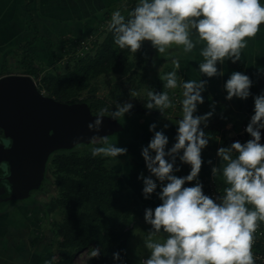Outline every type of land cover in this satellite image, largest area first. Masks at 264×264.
<instances>
[{
    "label": "clouds",
    "instance_id": "9594fccd",
    "mask_svg": "<svg viewBox=\"0 0 264 264\" xmlns=\"http://www.w3.org/2000/svg\"><path fill=\"white\" fill-rule=\"evenodd\" d=\"M261 25H264V5L260 0H138L127 18L119 10L114 11L108 30L120 49L132 53L144 41H150L159 54L173 45L182 46L184 53H190L197 44L203 43L199 72L214 77L223 75L218 71V62L240 60L248 39L256 37ZM173 63L179 68L177 61ZM160 78L165 88L182 89V117L176 122V142L170 149L165 151L168 137L163 131H155V124L149 126L154 135L142 149L151 173L139 177L144 183L143 195L149 198L157 189L158 180L161 182L158 196L162 201L154 209H145V222L152 227L145 239L150 254L142 264H256L252 252L254 234L264 222V144L260 143V130L264 129V93L254 97V114L245 129L252 138L245 143L233 142L217 151L222 163L219 168H212V174L213 177L219 174L227 187L223 195L213 199L204 194L198 180L203 163L201 151L209 142L200 125L207 126L212 112L194 115L197 105L203 103L201 93L207 81L188 80L178 84L175 71ZM252 83L248 75L232 72L224 84L226 99H247ZM147 97V109L164 113L173 107L167 92L149 91ZM132 107L129 102L118 103L110 117L118 119ZM107 111L101 109L97 119L88 124L89 130H99ZM104 145L92 148V156L118 157L127 153V148L110 144L107 137ZM178 155L182 163L191 166L189 174L183 177L173 174L179 171L174 167ZM193 180L197 181L193 186H184L186 181ZM161 232L166 235L156 239ZM99 255L97 247L89 258ZM113 258L120 259L119 253H113ZM45 264L52 261L46 260Z\"/></svg>",
    "mask_w": 264,
    "mask_h": 264
},
{
    "label": "crops",
    "instance_id": "0c3cea01",
    "mask_svg": "<svg viewBox=\"0 0 264 264\" xmlns=\"http://www.w3.org/2000/svg\"><path fill=\"white\" fill-rule=\"evenodd\" d=\"M114 2L115 0H0V77L7 74H30L26 73L28 68L40 65L38 63H51L50 66L56 64L62 59L68 45L71 47L73 40H82L85 35L93 32L96 22L104 20L108 6ZM260 3L264 5V0H260ZM193 39H196L195 35ZM203 47V43L197 44L190 53H184L182 46L175 45L163 54L155 49L161 61L174 66L178 84L188 80L207 81L205 90L201 93L203 103L197 105L194 113L204 115L212 112L207 126L203 123L200 125L209 142L201 151L203 163L198 177L211 175L214 166H221L218 149L230 146L229 136L240 124L249 123L254 114V97L264 93V25L260 26L255 38L248 39L240 60L235 63L230 59L218 62V71H222L223 75L208 77L199 72V63L203 61L200 50ZM174 60L179 63V68H176ZM13 63L12 67L17 68L15 71H11L10 65ZM234 71L248 75L253 81L251 94L247 99H226L224 84ZM175 90L179 91L177 94L182 99V89L178 86ZM181 117L182 109L175 114L128 112L124 121L130 124V128H124L119 138V147L127 148V153L110 157L109 164L117 177L115 193L123 203L129 205L134 220L139 221L148 233L152 226L145 222V209H154L162 202L158 196L161 182L156 181L157 189L145 199L143 179L139 177L141 174L147 177L151 173L141 154L142 149L154 135V131L149 130L152 124L156 125L155 131H163L168 137L165 151L170 149L176 142V122ZM119 119L124 123L123 119ZM166 159L171 162L170 157ZM174 167L179 168V171L173 173L178 177L186 176L191 171V166L182 163L179 155ZM152 178L156 179L154 176ZM216 178L227 187L219 174ZM40 190L42 189L34 190L31 196L42 193ZM23 201L11 208H0V264H45L46 260L52 261V264H60L61 256L56 251V241L60 237L54 236L52 224L44 223L41 226V217L45 215L46 207L41 201L22 203ZM51 212L53 214V210ZM165 235L161 232L156 239H162Z\"/></svg>",
    "mask_w": 264,
    "mask_h": 264
},
{
    "label": "rangeland",
    "instance_id": "374dc122",
    "mask_svg": "<svg viewBox=\"0 0 264 264\" xmlns=\"http://www.w3.org/2000/svg\"><path fill=\"white\" fill-rule=\"evenodd\" d=\"M137 3L138 0H115L114 3L108 6L104 20L96 22L93 32L85 35L80 45L77 43V45L72 46L74 48L64 54L62 59L58 60L56 64L51 66V63L49 65L43 63H38L40 64L38 66L31 65L32 68L38 69V75H29L38 82L40 87H43L44 94H53L54 87L63 85L68 92V97H63V101L79 102L86 100L94 113H100L101 109L106 108L108 111L105 114L110 115L116 109L118 103L123 104L125 102L133 105L129 111L131 113L154 114L156 111L160 112L159 109L150 110L145 107L148 99L147 93L149 91L156 93L167 92L173 107L165 109L164 113L171 112L175 114L178 111L177 104H179V100L176 98H179L177 94L179 91L165 88V82L160 78V76L168 72H177L174 66L161 61L150 41H144L136 53H132L128 49H120L114 43L113 33L108 30V23L114 11L119 10L127 18L128 12ZM103 52L112 54L113 64L110 71L101 73L98 72L101 66L96 61ZM13 65L14 63L10 66L12 67ZM92 66L94 68L87 71L88 67L91 68ZM16 69V67H12L11 71H15ZM49 88H52V90ZM127 113L120 117L123 121L126 119ZM124 125H127L125 129L128 126L130 127V124H127L125 121ZM122 133L123 131L115 134L116 137H110L109 143L119 147V138ZM2 135L0 131V137ZM102 143L103 138H96L91 145L78 144L71 149L55 151L50 156L45 177V187L44 189L41 188L43 191L40 190L42 193H37L35 196H31L30 199H25L22 202L28 203L38 200L43 203L46 208L44 210L45 215L41 217V226L44 223L59 226V222L62 220V209L57 202L62 197V187L57 183L58 178L61 175L77 176V173H66L58 169L54 163V157L57 154L70 153L87 155L91 153L92 148L98 147ZM2 171L4 173L3 177L6 178L7 172L4 167ZM118 200L117 215L114 219H111V224L116 230L130 233L127 246L130 248L129 253L132 257L131 264H142V258H147L150 254L149 250L145 247V239L149 233L145 232L144 227L141 226L139 221L134 220L129 205L126 202L123 203L120 198ZM11 202L3 206L11 208L13 205L21 204L20 201H16L18 203L15 204H11ZM52 210L53 214H51ZM58 240L60 241L61 238L57 239V243L59 242ZM97 247V245L92 244L78 253L74 258L73 264H90L92 260V258H89L90 254ZM56 251L58 252V244H56Z\"/></svg>",
    "mask_w": 264,
    "mask_h": 264
},
{
    "label": "water",
    "instance_id": "95a60500",
    "mask_svg": "<svg viewBox=\"0 0 264 264\" xmlns=\"http://www.w3.org/2000/svg\"><path fill=\"white\" fill-rule=\"evenodd\" d=\"M99 114L88 102H66L44 94L29 74L1 76L0 165L7 177L0 183V202L23 201L41 189L55 151L109 139L124 130L119 118L105 113L99 130H89L88 124ZM260 131L264 144V129Z\"/></svg>",
    "mask_w": 264,
    "mask_h": 264
},
{
    "label": "trees",
    "instance_id": "16d2710c",
    "mask_svg": "<svg viewBox=\"0 0 264 264\" xmlns=\"http://www.w3.org/2000/svg\"><path fill=\"white\" fill-rule=\"evenodd\" d=\"M77 43L79 45L81 39L73 40V44H70V48L68 45L64 54L72 50L74 48L72 46ZM111 55L103 52L97 58L96 62L101 66L98 72L111 70L113 64ZM108 56L112 58H107ZM157 56L159 57V54ZM93 68L94 66L88 67L87 71ZM26 73L37 76L38 69L30 67ZM49 89L52 90V88ZM50 96L62 100L63 97H68V92L63 85H58L54 87L53 94ZM128 128L130 127L128 126L126 129ZM87 145H91V143ZM102 146H105L104 138L103 143L98 145V147ZM53 160L61 171L77 173V176L61 175L57 181L62 187V197L57 202L62 209V220L58 227L52 225L54 226V236L61 238L57 243L58 253L61 256L60 264H73L75 256L92 244L100 248V255L93 257L90 264H131L132 257L129 253L130 248L127 246L130 233L116 230L111 224V219L117 215L119 200L115 193L117 177L109 164L110 157L103 155L93 157L92 153L87 155L70 153L57 154ZM1 167L3 168V166L0 165V183L6 181ZM45 183L46 178L42 189H44ZM31 202H38V200ZM0 203V208H6L3 206L4 203ZM15 203L18 202H11V204ZM113 253H119L120 259H114Z\"/></svg>",
    "mask_w": 264,
    "mask_h": 264
},
{
    "label": "built area",
    "instance_id": "2783aa9c",
    "mask_svg": "<svg viewBox=\"0 0 264 264\" xmlns=\"http://www.w3.org/2000/svg\"><path fill=\"white\" fill-rule=\"evenodd\" d=\"M37 82V81H36ZM38 84V82H37ZM40 88V86L38 85ZM40 90L44 93V89L40 88ZM179 100V104L177 107V110H181L180 101L181 98H176ZM175 105V106H177ZM248 123H242L239 125V128L231 135L229 136V143L230 145L233 142L239 141L241 143H245L247 140L251 139L252 137L245 131L246 126ZM198 180L203 185V192L206 195H209L213 199H216L219 195H223V191L225 186L220 184L215 177H213V174L207 175V176H200L198 177ZM197 181L193 180L191 182H185V187L193 186ZM255 240L252 247V252L254 253L256 264H264V222L259 224V227L256 231ZM143 259L146 258H142Z\"/></svg>",
    "mask_w": 264,
    "mask_h": 264
},
{
    "label": "flooded vegetation",
    "instance_id": "af4514ba",
    "mask_svg": "<svg viewBox=\"0 0 264 264\" xmlns=\"http://www.w3.org/2000/svg\"><path fill=\"white\" fill-rule=\"evenodd\" d=\"M30 199V198H29ZM8 204V203H7Z\"/></svg>",
    "mask_w": 264,
    "mask_h": 264
}]
</instances>
